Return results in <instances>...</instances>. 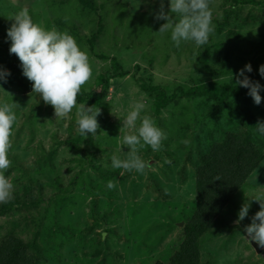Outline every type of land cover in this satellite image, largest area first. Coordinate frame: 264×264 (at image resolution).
Returning <instances> with one entry per match:
<instances>
[{
    "label": "rangeland",
    "instance_id": "rangeland-1",
    "mask_svg": "<svg viewBox=\"0 0 264 264\" xmlns=\"http://www.w3.org/2000/svg\"><path fill=\"white\" fill-rule=\"evenodd\" d=\"M79 1L0 0V60H18V69L13 75L22 81L21 84L0 81L4 88H0V101L15 104L17 115L10 137L11 164L4 174L14 184V193L28 184L30 176L44 183L46 196L57 191V187L68 188L67 195H72L74 204L66 203L68 208H60L59 222L85 233L91 240L98 239L104 232L103 238L113 253L110 258L107 256V264H154L157 259L167 260L180 242V228L184 225H179L184 222L181 216L194 206L193 162L197 151H205L213 141L221 140L223 131L250 130L256 124L264 123V99L257 105L250 95L243 98L249 115L231 98L220 117L213 119L208 115L212 102L204 97H180L156 114L152 97L141 89L138 79L142 77L148 81V77H152V84L168 93L180 85L188 89L202 81L231 82L236 74L227 72V68L243 69L255 55V43L264 33V4L240 6L225 0H212L215 30L209 42L196 46L194 42L183 41L177 47L170 38V31L159 32L167 20L156 18L163 8L175 22L174 14L170 13V0H92V10L84 8ZM24 7L30 10L35 22L46 29L71 34L87 52L93 75L82 86L84 90L102 92L97 84L98 76L112 74L108 70H112L113 57L128 72L125 76L112 77L104 91L96 136L85 137L79 133L77 108L74 107L65 118H57L54 107L45 103L33 88L24 89V83L30 85L33 82L23 75L21 61L10 53L11 41L7 39V30L14 23L10 17ZM226 8L232 16L228 21L223 19ZM99 16L103 19L101 32H97ZM94 33L98 34L92 46L89 39ZM105 55L107 58L100 57ZM227 56L229 60L224 66L222 60ZM261 95L264 97V89ZM137 101L146 103V114L166 134L160 150L153 151L150 146L140 149L138 154L150 165L143 173L111 166L113 155L123 159L130 150L123 145V136L132 130L122 128V118ZM82 104L91 106L89 100L77 103ZM52 150H56L53 167L42 170L34 164ZM189 151L192 162L186 158ZM91 159L101 170H116V173L110 179H102L91 167ZM17 160L29 171L17 167ZM76 177L81 183L72 188L70 184ZM82 179L98 181L101 185L98 194L92 195L81 189L89 188ZM110 180L115 183V188L107 187ZM258 194H264V161L243 191L215 221L212 232L204 237L202 264H264V247L258 254L245 239L244 231V226L250 224L251 218L260 210L259 202L252 198ZM93 199L96 203L94 212L90 207ZM249 202V215L236 224L239 209ZM46 205V202L42 203L38 210L52 220L53 210L45 209ZM30 211L31 208L25 213ZM13 212L0 216V224L21 216L19 212ZM22 225L23 237L33 236L34 226ZM41 231L43 237L47 231L44 228ZM51 243L50 253L41 264H71L75 255L82 264L101 258L82 252L96 247L95 242L84 247L76 238L65 244L58 262L51 257L54 251V243Z\"/></svg>",
    "mask_w": 264,
    "mask_h": 264
},
{
    "label": "trees",
    "instance_id": "trees-1",
    "mask_svg": "<svg viewBox=\"0 0 264 264\" xmlns=\"http://www.w3.org/2000/svg\"><path fill=\"white\" fill-rule=\"evenodd\" d=\"M225 1L230 2L231 5L240 6L264 4V0ZM79 3L84 8L93 9L94 2L92 0H80ZM237 14L234 16H237ZM231 17L229 9L226 8L223 19L228 21ZM98 26L99 30L97 32H101L103 29V19L100 16ZM232 33L241 39L245 38L239 33ZM97 34L94 33L89 39L92 46H94V38ZM255 48V55L250 61L254 69L245 75L253 82L258 81L261 85H264V77L259 72L260 66L264 65V33H262L260 39L255 43ZM100 57L107 58L106 55ZM111 60L112 70H108V72L112 74L107 75V73H103L98 76L97 84L102 88V92L98 94L81 88L77 96V103H84L86 100H89L91 106L94 109H98L104 97V91L109 87L111 78L125 76L128 73L115 57ZM228 60V56L222 60L224 66ZM18 64V60L11 62L0 60V68L11 71V75L7 78V82L11 84H21L22 82L17 76L13 75L14 70L18 69ZM240 70L237 67L227 68V72L236 74L231 82L215 84L202 81L194 83L188 89L184 85H180L171 93L166 92L160 86L152 84V77H148V81L141 77L138 79V82L140 83L141 89L149 97H152L156 114H159L162 109L180 97H204L208 102H212L208 115L213 119H217L231 98H234L244 108L246 115H249L248 109L246 110V106L243 104V98L249 95V89L236 83ZM239 78L242 79V77ZM23 86L28 91V89L33 88V83L30 85L24 83ZM223 132L224 135L221 140L213 141L207 146L205 151H197L196 161L193 162L195 167L194 206L181 216L184 220V225L180 228L181 235L178 246L167 260L157 259L154 264H202V243L205 239L204 237L212 232L215 221L225 213L227 207L243 191L251 175L264 161V134H261L257 130V124L250 130H226ZM55 153L56 150L48 152L44 157L38 158L34 164L42 170L45 167H53L52 159ZM186 158L192 162L190 151L187 153ZM15 165L21 167L26 172L29 171L18 160ZM91 167L97 170L98 175L102 179H110L116 173V170H101L100 166L93 164V159H91ZM78 179L76 177L72 180L70 184L72 188L80 185L81 182ZM28 180V184L24 185L21 191L15 192L10 201L0 203V216L11 214L13 210L19 212L21 215L18 219L9 220L8 223L6 221L0 224V264H41L48 257L46 255L50 253L51 242L54 243V251H52L53 254L51 257L59 262L62 259V248L66 243L76 238H79L80 244L84 247L89 245V243L93 244V242L97 244L91 250H82L87 256L93 255L94 258L101 257L98 261H90V264H107L108 257L110 258L113 253L110 252L111 248H108L109 244L107 240L103 238L104 232L100 234L98 239L91 240L85 233L74 229L70 225H63L59 222L60 208L62 206L68 208L66 203L74 204L72 195H67L69 189L63 190L56 186L57 191L46 196L43 187L44 183L41 180L34 176L28 177ZM82 181L89 188L82 187L81 189H84L92 195L98 194L101 186L98 181H86L85 179H82ZM44 202L48 206L45 209L51 208L53 210L52 220L49 219L48 215L38 210L39 206ZM95 205V200H91L90 207L92 206L91 209L93 212L96 209ZM29 208H31V211L25 213L29 211ZM36 209L37 211L35 212L34 210ZM45 220L46 225L44 224ZM21 223L26 226H34L33 236L23 237L24 232L20 229L23 226ZM54 226L57 229H53L52 227ZM43 228L47 232L42 237L41 230ZM59 234H61L60 239ZM41 237L43 243L41 242ZM245 239L247 240V238ZM74 259L75 261L71 264H82L76 259V255Z\"/></svg>",
    "mask_w": 264,
    "mask_h": 264
},
{
    "label": "clouds",
    "instance_id": "clouds-1",
    "mask_svg": "<svg viewBox=\"0 0 264 264\" xmlns=\"http://www.w3.org/2000/svg\"><path fill=\"white\" fill-rule=\"evenodd\" d=\"M170 13L174 14L175 22L163 8L156 18L167 20L159 32L170 31V38L175 46L179 47L183 41L194 42L196 46L209 42L215 30L211 0H170ZM10 18L14 19V23L7 30V39L11 41L9 51L21 61L23 75L33 82V92L54 107L57 118H65L74 107L77 108L76 123L79 133L85 137L89 134L96 136L100 127L97 119L100 108L77 105L78 93L93 75L87 52L71 34L57 29H46L35 22L27 7L20 9ZM252 70L251 63L246 64L238 73L236 83L248 88V94L259 105L264 99L261 95L264 85L258 81L253 82L245 75V72L250 73ZM259 72L264 77V65L260 66ZM10 75V70L0 68V81L6 82ZM0 88H3L2 84ZM146 108L144 101H137L122 118V128L132 130L123 136V145L128 146L130 150L126 158L122 159L116 155L111 157L113 169L143 173L150 165L138 154L140 149L150 146L153 151H158L162 141L166 139L164 131L146 114ZM14 109L15 104L0 101V203H7L14 195V184L4 174L11 164L10 137L17 121ZM257 130L264 134V123H258ZM107 187L112 189L116 185L110 180ZM252 198L259 202L260 210L251 218V223L244 226V231L248 239L264 247V194ZM250 207V202L242 205L236 224L249 215Z\"/></svg>",
    "mask_w": 264,
    "mask_h": 264
},
{
    "label": "water",
    "instance_id": "water-1",
    "mask_svg": "<svg viewBox=\"0 0 264 264\" xmlns=\"http://www.w3.org/2000/svg\"><path fill=\"white\" fill-rule=\"evenodd\" d=\"M179 225L182 226V225H183V222L180 223ZM245 235H246V238H247L248 242H249L250 245L253 247V249H255L256 252H257L258 254L262 253V251H263V247H261V246L258 244V242L254 241V240H251V239H248L247 234H245Z\"/></svg>",
    "mask_w": 264,
    "mask_h": 264
},
{
    "label": "bare ground",
    "instance_id": "bare-ground-1",
    "mask_svg": "<svg viewBox=\"0 0 264 264\" xmlns=\"http://www.w3.org/2000/svg\"><path fill=\"white\" fill-rule=\"evenodd\" d=\"M104 8V7H103Z\"/></svg>",
    "mask_w": 264,
    "mask_h": 264
}]
</instances>
